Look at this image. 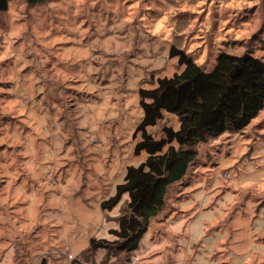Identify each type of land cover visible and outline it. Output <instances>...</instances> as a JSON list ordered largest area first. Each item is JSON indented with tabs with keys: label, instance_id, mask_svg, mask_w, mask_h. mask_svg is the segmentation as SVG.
<instances>
[{
	"label": "clouds",
	"instance_id": "1",
	"mask_svg": "<svg viewBox=\"0 0 264 264\" xmlns=\"http://www.w3.org/2000/svg\"><path fill=\"white\" fill-rule=\"evenodd\" d=\"M0 264H264V0H0Z\"/></svg>",
	"mask_w": 264,
	"mask_h": 264
}]
</instances>
